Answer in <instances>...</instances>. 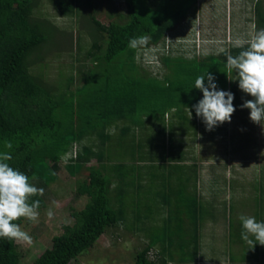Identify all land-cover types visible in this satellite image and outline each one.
<instances>
[{
    "label": "trees",
    "instance_id": "trees-1",
    "mask_svg": "<svg viewBox=\"0 0 264 264\" xmlns=\"http://www.w3.org/2000/svg\"><path fill=\"white\" fill-rule=\"evenodd\" d=\"M48 1L59 17L79 15L78 0ZM138 1L124 0L126 19L122 23L111 22L105 26L95 18L93 11L89 16V21L101 34L98 37L91 34L93 42L83 51L84 59H89L87 72L90 74L100 69L107 72L111 68L115 79L108 76L105 85L90 90L83 78L80 89L56 98L48 87L41 84L32 68L38 62L37 56L45 55L46 43L55 39L52 38L54 36L62 38L65 30L42 12L41 0H0V152L10 151V166L24 172L32 184L44 189L42 196L32 198L40 201L38 210L45 206L48 187L56 179L61 162H65L67 172L75 176L92 158L97 161L96 166L86 167L87 177L76 182L75 196L87 198L84 207L71 209L72 223L64 225L62 232L52 237L50 247L32 264H71L91 249L106 231L126 223L128 217L122 197L124 192L126 196L133 194L134 197L128 199L129 204L136 203L134 198L141 181L137 169L143 170L147 165L151 167L155 152L158 154L167 148V158L174 159V132L183 133L185 130L186 114L176 118L174 124V118L171 120L167 111L181 104L196 117L192 105L202 95L194 87L198 76L211 73L219 90L234 94L236 111L241 110L239 113L245 114L248 110L240 106L252 97L238 88L236 73L226 68V54H238L243 50L240 46H230L218 54L190 59L162 55L160 61L168 73L160 79L144 71L145 80L135 79L136 52L164 43L165 35L197 4V0H154V7H151V0H141L142 4L147 2L151 14L156 12L154 22L147 23L145 17L140 20L136 14ZM86 4L93 10L90 0H86ZM254 14L257 29L264 28L263 0L255 2ZM118 17L123 16L120 14ZM66 34L70 46L72 36ZM143 35L151 38L147 48L128 47L129 38ZM102 36L104 39L99 45L97 40ZM78 49L79 54L81 48ZM145 96L165 101L161 109L155 106L150 109L148 121L157 124L153 126L152 123L157 140L150 136L148 142L142 135L135 137L131 130V126H144L142 121L136 123L133 118L140 116L136 100L140 97L146 100ZM65 99L71 104L69 111ZM148 105L152 104L149 102ZM63 107L67 113H61ZM128 118L132 121H126ZM194 123L193 129L197 133L199 127L196 121ZM110 128L118 132L117 137L110 132ZM6 142H11V149L5 148ZM126 161H129L128 166L134 165L129 174H124L123 170ZM126 175L130 176L129 183L124 181ZM113 189L120 198L113 200L110 195ZM179 190L182 191L180 200L174 213L170 212L166 218L163 236L147 237V244L135 253L133 264H199L198 199L196 195L186 194L183 188ZM169 193L174 195V184L170 186ZM163 202L167 201L163 199ZM186 217L193 220L191 225H187H194L193 230L189 229V240L183 239L190 235L187 233L188 226L184 225L188 220ZM15 222L20 224V219ZM176 234L175 241L184 245L180 247L179 256L172 251ZM0 264H20L16 241L0 238Z\"/></svg>",
    "mask_w": 264,
    "mask_h": 264
},
{
    "label": "rangeland",
    "instance_id": "rangeland-1",
    "mask_svg": "<svg viewBox=\"0 0 264 264\" xmlns=\"http://www.w3.org/2000/svg\"><path fill=\"white\" fill-rule=\"evenodd\" d=\"M90 1L94 5L93 10L87 4L85 5L86 0H78V16L59 17L48 0H41L42 12L59 28L64 29L65 34L62 38L54 36L52 38L55 39L46 43L45 55L37 56L38 62L42 64L37 62L32 70L34 75L42 81L41 84L48 87L56 98L64 94L68 96L76 89H80L84 82L83 78L90 90L105 85L108 76H113L112 78L115 79L111 68H108L107 72L100 69L91 71L89 74L86 68L89 59H84L83 51H86L93 42L91 34L97 37L101 34L99 31L98 34L95 26L89 21L90 13L93 11L95 18L105 26L111 22L122 23L126 19L125 3L124 0ZM256 1L197 0V4L188 11L186 17L165 35L164 43L136 52L137 71L133 74L134 78L145 80V71L161 79L168 73L160 61L162 55L190 59L218 54L230 46L239 47L242 41H250L257 29L254 14ZM150 2L151 7H154V0ZM151 13L152 10L147 7V2L142 4L141 0L138 1L136 14L140 20L145 17L147 23H153L156 12ZM120 14L123 17H118ZM66 33L72 36L71 48ZM102 39H104L103 36L97 40L99 45H102ZM79 47L81 52L78 54ZM80 94L81 91L78 95ZM145 99L140 97V100H136L140 116L133 118L136 123L142 121L144 126L141 128L131 126V130L135 137L142 135L144 141L148 142L150 136L157 140L152 123L153 126L157 124L155 121L149 120L151 123L148 121L150 109L152 106L161 109L165 101H158L157 97L153 100L145 96ZM198 99H202V95ZM65 102L69 104L68 99H65ZM149 102L152 105L149 106ZM70 109L71 104L68 111ZM185 111L183 106L178 104L177 108L168 110L167 115L172 117L171 120L174 118L176 122V118L186 114L184 134L190 137L187 140L188 147L192 146L196 151L202 147L205 152H209L210 156H217V159L214 158L217 166H211L208 169L213 172L214 168L215 170L219 168L223 177L226 176L232 183L231 187L229 182L226 185L227 180L224 182V188L221 191L223 203L219 209L217 206L219 199L214 198L212 190L207 189L209 197L203 200L205 214L201 217L202 220L198 221L200 238L206 236L208 239L206 242L204 238L202 243L206 245V252H204L206 259L203 261L206 262L205 264H264V246L257 244L254 250L249 249V245L241 239L242 228L239 221L241 214L254 216L257 221H264V122L262 125L254 124L249 119V110L245 111V114L239 113L242 112L241 110H235L230 122H225L211 131L206 130L204 123L203 126L201 123V127L197 123L199 129L196 133L193 129L195 126L193 119L196 117L191 114L190 118L188 111ZM61 113H67L65 107L62 108ZM126 121L132 120L128 118ZM166 121H169L168 117ZM110 132L115 137L118 136L116 130L110 128ZM179 149L181 152L182 146ZM168 151V148L162 152L159 151L158 154L156 151L151 167L147 165L143 170L137 169L136 172L141 181L138 187L139 192L134 191L137 193L134 198L136 203L129 204L128 199L130 196L134 197L133 194L126 196L124 192L122 197V201L126 204L125 213L128 217L126 223L106 231L91 249L82 253L71 264H133L135 253L147 244V237L151 239L163 236L166 218L170 212L174 213V195L169 193L170 186L174 184V159L167 158ZM214 161L212 159V163ZM127 163L129 161H126V166L123 168L124 174L125 172L129 174V170L134 167L133 164L128 166ZM93 165H97L95 158H92L86 167ZM86 167L77 175L71 176L65 169V162H61L56 179L48 187L45 206L38 210V220L20 219V227L33 239L31 245L16 242L20 252V264H32L38 255L50 247L52 237L59 235L64 225L72 223L71 209L79 210L84 207L87 198L76 197L75 189L77 180L87 177ZM129 177L126 175L125 183H129ZM233 177L235 181L232 180ZM132 182L135 181L132 180ZM195 193L193 191V195ZM110 195L113 200L120 198L114 189ZM163 199L167 202L164 203ZM54 201L55 204H53ZM49 208H52L54 212L52 219L46 215ZM186 219L191 225L193 220L187 217ZM191 228L193 230L194 225L188 226L187 229ZM190 231L187 233L191 234ZM167 234L169 233L165 235ZM176 238L177 234L174 236L175 247L172 251L179 256L180 247L175 241ZM189 238L190 235L183 239L189 240Z\"/></svg>",
    "mask_w": 264,
    "mask_h": 264
},
{
    "label": "clouds",
    "instance_id": "clouds-1",
    "mask_svg": "<svg viewBox=\"0 0 264 264\" xmlns=\"http://www.w3.org/2000/svg\"><path fill=\"white\" fill-rule=\"evenodd\" d=\"M150 39L148 35L131 37L128 40V47L147 48ZM245 43L247 47H244ZM239 46L243 50L238 54H226V68L229 72L236 73L238 88L252 97L245 100L240 107L249 110L251 122L262 125L264 122V28L257 29L250 41H242ZM194 87L202 93V99L192 105V108L196 117L202 119L206 130L211 131L231 121V116L236 110L233 105V93L219 90L215 77L207 72L196 78ZM187 110L191 118V111ZM5 148L11 149V142H6ZM11 159L10 151L0 152V238L31 245L32 237L15 221L21 218L29 221L38 220L40 201L32 198L42 196L44 189L32 184L24 172L10 166L8 162ZM46 215L52 219L53 209L49 208ZM239 221L242 228L241 239L249 245V249L254 250L257 244L264 246V221H257L254 216L244 214L239 216Z\"/></svg>",
    "mask_w": 264,
    "mask_h": 264
},
{
    "label": "crops",
    "instance_id": "crops-1",
    "mask_svg": "<svg viewBox=\"0 0 264 264\" xmlns=\"http://www.w3.org/2000/svg\"><path fill=\"white\" fill-rule=\"evenodd\" d=\"M193 120L196 121V123L200 125L202 123L203 125V122H201L202 121L201 118L196 117ZM175 123L176 122L174 120V124ZM174 133H176L174 134L175 135L174 136L175 138L174 139V208H176L177 202L180 200V194H181L180 192H182L179 190L180 188L185 189V193L186 194L190 193L191 196L193 195V191H195L196 192L195 195L199 203V208H200L199 214L201 219V217H203V215L205 214V208H203L205 203L203 200H207L209 197L207 189L212 190L213 192L212 196L216 199L217 198L219 199L217 204L219 209V206L223 203V200L221 198V191H223L224 182L227 180V177L226 176L223 177V173L219 168H216V170L214 168L213 172L208 169L211 166L213 167L217 166V164L214 161L215 159H217V156L214 157L210 156L209 152H205V149H202V147L199 148L197 151L193 149L192 146L188 147L187 140L190 137L185 135L184 132L182 133L180 131H175ZM180 146H182L181 152H180L181 149H179ZM187 149L191 151L189 152ZM215 153H217V151H215ZM212 159L214 161L213 163H212ZM226 170L228 169L226 168ZM232 180L235 181V178L233 177ZM228 182L231 183L230 181L227 180L226 185ZM231 187H232V183H231ZM210 211L212 212V208H210ZM185 222L186 224H189L188 220H185ZM204 238L205 241L207 242L208 240L207 237L204 236ZM204 238L203 237L200 238L201 241H199L200 251H199L198 260L200 262L199 261L197 262L199 264L206 263L203 261L206 259L204 253L206 252V245L202 244L204 242ZM178 246L181 247L184 245L183 243H178ZM178 251H180V248Z\"/></svg>",
    "mask_w": 264,
    "mask_h": 264
}]
</instances>
